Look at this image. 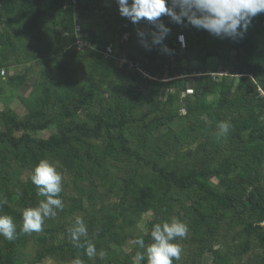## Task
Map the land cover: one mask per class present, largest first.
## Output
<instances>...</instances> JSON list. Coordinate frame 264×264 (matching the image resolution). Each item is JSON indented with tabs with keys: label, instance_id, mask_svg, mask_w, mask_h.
Listing matches in <instances>:
<instances>
[{
	"label": "trees",
	"instance_id": "obj_1",
	"mask_svg": "<svg viewBox=\"0 0 264 264\" xmlns=\"http://www.w3.org/2000/svg\"><path fill=\"white\" fill-rule=\"evenodd\" d=\"M160 19L169 52L116 0H0V71L24 66L0 76V215L17 229L0 236V264H133L134 240L172 218L188 228L173 264H264V13L236 39ZM33 75L19 112L12 95ZM42 159L62 175L63 207L23 233L22 211L44 199L30 180Z\"/></svg>",
	"mask_w": 264,
	"mask_h": 264
},
{
	"label": "clouds",
	"instance_id": "obj_2",
	"mask_svg": "<svg viewBox=\"0 0 264 264\" xmlns=\"http://www.w3.org/2000/svg\"><path fill=\"white\" fill-rule=\"evenodd\" d=\"M119 13L129 19L133 24L146 21L154 25L156 31L151 33V44L161 45L163 52L170 50L163 44L170 29L161 21L162 16H167L176 24L187 21L197 29H203L210 34L221 38H243L251 20L260 13H264V0H116ZM178 9V10H177ZM144 46L149 44L144 41V33L139 32ZM183 35V34H182ZM183 46L184 35L178 38ZM183 48V47H182ZM216 72L208 70L207 75ZM222 74H226L222 72ZM219 75L218 73L215 75ZM193 90V89H192ZM231 124L222 121L218 124L220 137L227 136ZM31 182L37 187V196L44 197L37 206L28 207L22 211L23 233L40 232L46 218H53L57 210L62 209L63 203L59 198L62 192V175L48 160H40L33 168ZM5 201L0 200V205ZM73 238L78 239L85 234L86 229L82 221L77 220ZM187 225L176 218L168 222L156 223L151 230L152 242L148 245L142 237H137L134 244L143 252H138L133 264H140L147 260V264H173L179 260L182 248L174 243L177 238H186ZM17 229L14 220L9 215H0V236L13 241L16 239ZM89 258L95 257L97 251L94 245L89 244L86 249ZM99 257L103 259L106 252L100 251Z\"/></svg>",
	"mask_w": 264,
	"mask_h": 264
},
{
	"label": "rangeland",
	"instance_id": "obj_3",
	"mask_svg": "<svg viewBox=\"0 0 264 264\" xmlns=\"http://www.w3.org/2000/svg\"><path fill=\"white\" fill-rule=\"evenodd\" d=\"M80 42V40H78ZM81 46V45H79ZM24 69V66H16V67H13L11 68L7 73L6 70H4V76L2 77L1 76V71H0V76L2 78L8 76V75H12V74H18V73H21ZM216 73H222L221 71H217ZM226 73V72H225ZM193 76H198L197 74L196 75H192ZM35 80H36V77L33 75V76H29L27 77L26 81L24 82V84L21 86V88H19L18 91H16L13 95H12V99L13 101L9 103V105L15 109H17L19 112L22 111L20 106H19V98L18 96H22L24 93H27L29 92L30 89L33 88L34 84H35ZM188 88H192L191 86H188ZM193 89V88H192ZM2 104L3 102L0 103V108L2 107ZM182 113H185L184 110H181ZM50 131H43L41 133H38L37 135L38 136H41V137H47V135H49ZM145 221V220H143ZM139 227V225H138ZM140 227H142V223L140 224ZM33 242L31 241V244ZM133 245V242L129 243V246H132ZM27 252H31V254L33 253V249L31 248H28ZM25 264H29V263H25ZM35 264H79V263H74V262H59V261H56V260H53L49 257H45L43 258L42 260L38 261L37 263ZM203 264H210V259L209 257L207 258H204V262Z\"/></svg>",
	"mask_w": 264,
	"mask_h": 264
},
{
	"label": "built area",
	"instance_id": "obj_4",
	"mask_svg": "<svg viewBox=\"0 0 264 264\" xmlns=\"http://www.w3.org/2000/svg\"><path fill=\"white\" fill-rule=\"evenodd\" d=\"M180 36H183L182 34H178L177 35V41L179 42V44H180V46L181 47H184L185 46V41H184V44H183V46H182V44H181V42H180V40L178 39ZM111 52V49H110V47H107V49H106V54H109ZM124 61V60H123ZM3 70H1V75L3 74ZM199 75L200 73H193V75ZM217 73H214V74H211L212 76H215ZM220 74H222V73H219V75ZM184 93L186 94V95H191L192 93H193V90H192V88H186L185 90H184ZM259 96H261L262 98H263V100H264V91L263 90H260L259 89Z\"/></svg>",
	"mask_w": 264,
	"mask_h": 264
}]
</instances>
